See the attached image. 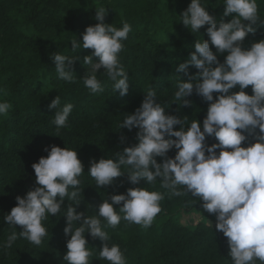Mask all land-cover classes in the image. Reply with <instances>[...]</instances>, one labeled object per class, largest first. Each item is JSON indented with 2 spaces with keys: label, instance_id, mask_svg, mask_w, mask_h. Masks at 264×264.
Returning <instances> with one entry per match:
<instances>
[{
  "label": "trees",
  "instance_id": "16d2710c",
  "mask_svg": "<svg viewBox=\"0 0 264 264\" xmlns=\"http://www.w3.org/2000/svg\"><path fill=\"white\" fill-rule=\"evenodd\" d=\"M256 2L260 19L264 20V0ZM190 3L191 0H0V103L11 104L8 115L0 114V264H67L63 259L66 241L70 238L63 231L67 198L57 216L49 214L42 221L48 235L39 246L19 236L20 226L4 221V216L17 203L15 198L24 197L37 186L32 164L47 156L44 149L52 145L75 150L84 166L79 177L80 204L73 206L86 216L98 217V206L103 200L111 202L112 195L126 194L130 187H144L164 196L160 202L162 211L150 227L121 219L113 228L101 218L102 229L110 238L107 243L120 247L126 264H234L227 238L215 228L216 216L204 210L198 198L191 194L170 197L159 178L153 185L143 179L131 184L126 173L110 186L97 187L88 172L92 161L116 160V152L137 143L138 129L119 126L126 115L140 107L149 89L156 92V100L166 114L179 116L185 121V128L197 120L203 131L209 102L195 92L186 98L192 102L191 106L173 102L178 83L188 79L178 70V65L190 59L195 42L209 40L207 25L193 33L180 21V14ZM200 3L218 24L232 18L224 16V0H200ZM100 7L106 8L104 23L120 28L123 18L131 25L132 30L122 41L124 47L119 53L129 78L125 96L113 91L114 82L103 69L96 74L103 91L91 93L83 80L89 67L84 65L83 57L92 50L83 47L72 50L71 40L77 39L82 46L86 27L99 22L95 15ZM254 27L255 34L245 38L242 48L248 49L252 43L264 39V24ZM209 44L218 61L223 63L228 53L217 52L210 40ZM55 54L80 57L72 66L73 82L59 78L51 58ZM93 60L98 62L96 57ZM197 71L189 65L190 74ZM239 90L237 86L230 92ZM244 91L253 94L251 86ZM57 95L61 107L73 105L66 126L59 129V136L53 123L56 110L49 108ZM216 97L214 93L213 98ZM179 127L174 125V130ZM121 136L125 138L123 142ZM254 139L249 135L242 146L246 147ZM216 142L215 137L206 136L207 145ZM176 151L172 148L167 156L174 158ZM156 159L158 163L163 162L162 157ZM121 170L127 171L123 166ZM114 207L123 216L119 213L120 206ZM79 223H74V227ZM13 232L18 238L5 250L4 244ZM84 235L93 253L89 264H110L99 258L105 242L93 239L88 232ZM254 264L260 262L257 260Z\"/></svg>",
  "mask_w": 264,
  "mask_h": 264
},
{
  "label": "clouds",
  "instance_id": "9594fccd",
  "mask_svg": "<svg viewBox=\"0 0 264 264\" xmlns=\"http://www.w3.org/2000/svg\"><path fill=\"white\" fill-rule=\"evenodd\" d=\"M223 5L224 16L232 18L219 24L200 0H191L180 14V21L193 33L207 25L211 45L219 53H228L220 63L209 40L197 41L190 59L178 65V70L188 79L178 83L173 102L191 106L192 102L186 98L193 92L209 102L203 131L197 120L185 128V121L179 116L166 114L156 100V92L149 89L140 107L126 115L119 126L120 129H138L137 143L116 152V160L92 161L88 172L97 187L110 186L126 173L131 184L143 179L153 185L159 178L161 187L169 190L170 197L191 194L202 201L204 210L216 216L215 228L227 238L234 264H254L257 260L264 264V39L252 43L248 49L241 46L249 34H255L254 26L264 24V20L258 14L256 0H224ZM105 14L106 8L96 9L95 19L99 22L86 27L82 46L77 39L71 40L72 50L81 47L92 50L83 57L84 65L89 66L83 80L91 93L103 91L96 75L103 69L114 82L113 91L125 96L129 78L119 53L124 47L122 41L132 29L123 18L120 28L104 23ZM93 57L98 58V62H94ZM51 58L59 78L73 82L72 66L80 57L55 54ZM189 65L198 71L190 74ZM237 86L239 91L230 92ZM249 86L252 95L244 91ZM214 93L217 94L215 99ZM10 108L8 102L0 103V114L8 115ZM49 108L56 110L53 123L59 136V129L66 126L73 105L61 107L57 95ZM174 125H179V130H174ZM249 135L255 137L254 142L242 146ZM206 136L215 137L217 142L207 145ZM120 139L123 142L125 138ZM172 148L177 151L174 158H169L167 153ZM44 150L47 156H41L32 164L37 186L24 197L15 198L17 203L4 216L5 223L20 226L19 236L39 246L48 235L42 221L49 214L57 216L67 198L63 230L65 236L70 237L63 256L67 264H89L93 253L88 248L85 232L105 242L99 251L100 259L110 264H126L120 247L107 243L110 238L102 229L101 218L113 228L121 219L150 227L162 211L160 202L164 196L144 187H130L126 194L112 195L111 202L103 200L98 206V217L86 216L73 206L80 204L79 177L84 172L77 152L56 145ZM156 157H162L163 162L158 163ZM122 166L127 171H122ZM180 188L183 191L178 190ZM114 205L120 206L119 213L123 216ZM77 222L79 226L74 227ZM17 238V233L13 232L4 244L5 250L11 248Z\"/></svg>",
  "mask_w": 264,
  "mask_h": 264
},
{
  "label": "rangeland",
  "instance_id": "374dc122",
  "mask_svg": "<svg viewBox=\"0 0 264 264\" xmlns=\"http://www.w3.org/2000/svg\"><path fill=\"white\" fill-rule=\"evenodd\" d=\"M183 220H185V219H183Z\"/></svg>",
  "mask_w": 264,
  "mask_h": 264
}]
</instances>
